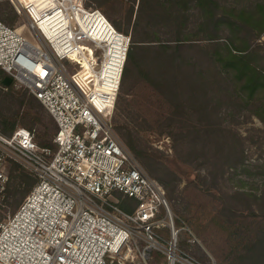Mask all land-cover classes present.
Listing matches in <instances>:
<instances>
[{"label": "built area", "instance_id": "1", "mask_svg": "<svg viewBox=\"0 0 264 264\" xmlns=\"http://www.w3.org/2000/svg\"><path fill=\"white\" fill-rule=\"evenodd\" d=\"M10 1L40 39L0 19V68L11 85L46 107L56 130L54 147L40 146L34 130L23 126L0 131V264H116L125 249L132 264H150L154 251L166 264H201L178 246L162 185L114 134L111 113L127 46L114 64L93 21L101 11L87 9L84 0H52L49 11L35 4L38 16L24 2ZM48 15L56 16L57 27L44 23ZM10 162L35 182L6 214ZM125 198L135 202L130 210L120 205Z\"/></svg>", "mask_w": 264, "mask_h": 264}, {"label": "rangeland", "instance_id": "2", "mask_svg": "<svg viewBox=\"0 0 264 264\" xmlns=\"http://www.w3.org/2000/svg\"><path fill=\"white\" fill-rule=\"evenodd\" d=\"M23 1L30 2L28 6L36 16L38 8L35 4L42 6V11L43 6L48 8L51 2ZM262 1L213 0L209 2V8L203 5L202 0H186L184 8L172 6V0L83 2L87 9H98L107 17L103 20L99 14L93 16V20L104 29V40L108 41L112 33L118 31L125 43L133 38L155 46L167 43L170 52L183 55L176 59L181 64L176 67L181 66L182 69L183 65L184 70L196 73L197 85L194 84V90L187 89L185 95L191 93L196 97L198 86L207 90L202 98L209 99L206 109L211 111L210 115L200 116L197 106L189 104L194 121L199 119L198 123L203 125L210 122L212 126L207 161L186 157L185 145L188 143L178 136L180 125L165 118L172 106L143 78H129L125 84L119 85L111 113L116 137L143 172L162 185L179 228V248L193 255L201 264H264V246L260 243L264 237V121L258 115L264 105V91L260 89V93L257 91L252 99H248L238 80L225 68L222 69L215 59V52L224 53L230 47V38L237 44L247 40L246 51L253 49L255 52L249 60L264 72V25L258 23L257 15V2ZM240 10L249 12L253 18L248 23L242 22L235 17ZM209 11L212 17H209ZM0 19L32 41L33 36L37 41L40 39L10 0H0ZM217 22L221 24L216 27ZM179 41L197 45L177 49ZM148 54L152 58L155 56V53ZM155 59H148L149 68L153 71L159 63ZM86 63L85 60L84 68L88 69ZM201 66H204L205 78L198 73ZM12 89L9 91L13 93L0 89L1 107L9 112L10 117L16 118L17 126L26 128L31 121L30 116L38 115L41 120L33 125L37 141L50 143L56 130L52 115L25 89L15 86ZM201 99L197 98V103ZM126 130L131 131L140 148L153 153L154 156L148 158L152 169L147 168L143 159L126 146L121 135ZM219 146L222 147L220 151L227 150L225 156L218 158ZM229 149L231 158L227 157ZM12 163L15 162L7 166L9 180L3 205L6 214L17 209L27 194L23 189L30 187L24 178H20V172L30 173L18 163L16 170L11 169ZM216 179V187L213 188L211 182ZM237 193L243 194L241 199ZM128 201L132 204L124 202L126 208L135 204L134 200ZM139 244L143 242L139 241ZM130 255L125 249L114 263L122 264V260L124 264H132ZM148 261L150 264H166L163 255L155 251Z\"/></svg>", "mask_w": 264, "mask_h": 264}, {"label": "trees", "instance_id": "3", "mask_svg": "<svg viewBox=\"0 0 264 264\" xmlns=\"http://www.w3.org/2000/svg\"><path fill=\"white\" fill-rule=\"evenodd\" d=\"M173 2L170 3L172 6L174 4L177 7H186V0H172ZM208 1V2H207ZM203 5H206L207 8L210 7V3L213 2V0H202ZM170 5V6H171ZM257 15L258 17V23H261L264 25V0L262 2H257ZM240 13L236 15L235 17L240 18L242 22L248 23L253 17L250 16V13L244 10H240ZM209 17H212L211 11L208 12ZM227 20H225L226 22ZM230 23V22H229ZM112 24V23H111ZM221 23H215L216 27L220 25ZM230 47L226 49V51L223 53L221 52H215V59L219 62V66L223 69L225 68L227 71H229L233 78H236L238 80L239 87L242 89H245V92L248 96V99H252L255 96V93L262 89L261 91H264V72L259 70L255 67V65L252 63V61L249 60L250 56H252L255 52L254 50L246 51L248 49V43L246 41H242L240 44H237L232 38H230ZM197 44L195 43H187L183 41L177 42V49L181 48H187L188 47H194ZM169 46V45H168ZM167 46V43H158V46L153 45V43H147L143 42L141 40H135L129 39L125 60L123 64L121 79H120V86L126 83V80L129 78H143L149 85H151L153 88L158 90V93L161 94L163 98H165L169 104L172 106V109L168 116L165 118L168 119V121L172 122H178L180 125L181 131L178 130V136L183 138L188 144H186L187 148V154L186 157H189L191 159L197 158V160H205L207 161L209 159L208 157V151H209V145H210V136L212 134L210 128L211 123L205 122V124L198 123L199 119L197 121H194L192 118V113L189 111V104L196 105L199 112L198 114L201 116L203 115H210L211 111H208L206 107L208 106V100L202 98L205 97V93L207 90H202L200 86L196 88L197 96L187 94L185 95V92L187 89H195V86L197 85L196 82V73L190 72L188 70L182 69L181 66H177L178 61L176 60L179 58L181 53L174 54V52H170L169 47ZM181 47V48H180ZM236 50V51H234ZM148 53H155L154 58H152ZM147 55V56H146ZM179 56V57H178ZM176 57V58H175ZM146 58V60H144ZM157 58L159 61L156 71H153L149 68V60L151 61L156 60ZM181 65V64H180ZM198 73L202 74V77L205 78L206 73L204 74V66L200 67ZM5 75V72L3 69L0 68V78H2ZM14 86L10 85L7 88H4L0 85V89L5 90V93H13L10 90H13ZM259 91V93L261 92ZM119 92V91H118ZM32 95V94H31ZM32 98L34 100L38 99L32 95ZM197 98H202L200 103H197ZM117 101V100H116ZM191 101V102H190ZM190 102V103H189ZM116 103V102H115ZM198 104V105H197ZM40 108H43L41 105H39ZM10 107H8L9 109ZM42 110V109H41ZM39 110L40 112H42ZM259 117L264 121V105L261 108V112H258ZM31 121L29 123L30 130L33 129V125L35 122H38L41 120V118L38 115H32L29 118ZM201 119V118H200ZM52 122V120H50ZM53 123V122H52ZM17 126L16 118L10 117L9 112L6 113L4 108L0 105V131L9 134L11 133L15 127ZM35 133V131H34ZM122 137L124 138V141L126 143V146L132 150L138 157H141L143 159V162L146 164L147 168L152 169L149 164L148 158L150 156H154L153 153L149 151H145L142 148H140L137 145V142L135 138L133 137L130 130H126L125 133H121ZM54 136V135H53ZM35 140L40 146H50L54 147L53 137L50 143L41 141L38 142L36 135ZM42 144V145H41ZM225 147V146H224ZM228 147V146H226ZM221 146H219L217 149V153L219 151V157H223L226 154L225 151H220ZM231 151V149L228 150V153ZM227 153V154H228ZM217 157V156H216ZM229 158L232 157V155L229 153ZM202 162V161H198ZM19 167L18 164L12 163L11 169L16 170ZM223 166H220V171L222 172ZM12 170V172H13ZM20 178H24V182L26 185L30 187H25L23 189V193L29 192L35 178L32 177L30 174H25L23 172H20ZM215 176V174H214ZM215 178V177H212ZM8 180H9V174H8ZM217 179L215 182H211V187L215 188ZM8 183V182H7ZM236 195L239 196V199H241L242 195L241 193H237ZM130 199H123L122 202H120V205L130 210V207H124V202H129ZM129 204H132L131 201ZM264 246V237L262 241L260 242Z\"/></svg>", "mask_w": 264, "mask_h": 264}, {"label": "bare ground", "instance_id": "4", "mask_svg": "<svg viewBox=\"0 0 264 264\" xmlns=\"http://www.w3.org/2000/svg\"><path fill=\"white\" fill-rule=\"evenodd\" d=\"M19 1H22L24 2L23 0H19ZM53 1L51 0L50 3H52ZM27 6L30 2H24ZM77 3L82 5L80 3V0H77ZM50 5H48V11L50 10ZM47 9V6H43L42 8V11L46 10ZM40 11V10H39ZM96 14H99V16H101L103 18V20H107L106 16H104L101 12H96ZM95 15H92V16H95ZM56 16H53V17H50V15H48L46 18H43L42 20L44 21V23H49L51 25H53L54 27H57L58 25V22H57V19L55 18ZM55 20V21H54ZM94 21V20H93ZM95 24L98 26L101 34L100 35H103L104 34V29L102 26H100V23H97L96 21H94ZM106 23V22H105ZM111 23V22H110ZM43 24V23H42ZM44 26V24H43ZM45 27V26H44ZM122 34L118 31H114L112 33V36L109 38V46H110V49H109V52L110 54L112 55L111 59L113 61L114 64L118 63L120 65V62L122 60V57H123V53H125V47L128 45V40H126V43L123 42L124 40H122ZM125 43V44H123ZM88 48V47H86ZM91 51V50H90ZM86 59L82 58L81 59V62L83 64V62L85 61ZM113 66V65H112ZM111 66V67H112ZM85 70L87 71V68H85ZM132 258H130V261H131ZM122 262V264H124V262L122 260H120Z\"/></svg>", "mask_w": 264, "mask_h": 264}, {"label": "water", "instance_id": "5", "mask_svg": "<svg viewBox=\"0 0 264 264\" xmlns=\"http://www.w3.org/2000/svg\"><path fill=\"white\" fill-rule=\"evenodd\" d=\"M2 83L5 85V86H10L11 85V82H12V78L11 76L5 74L3 77H2Z\"/></svg>", "mask_w": 264, "mask_h": 264}]
</instances>
